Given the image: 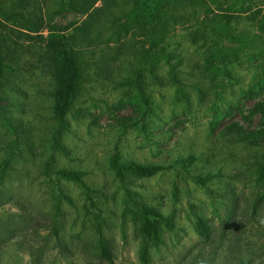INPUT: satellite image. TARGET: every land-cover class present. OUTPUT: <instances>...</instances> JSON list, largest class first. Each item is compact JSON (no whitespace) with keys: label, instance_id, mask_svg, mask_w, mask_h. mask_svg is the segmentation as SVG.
Listing matches in <instances>:
<instances>
[{"label":"rangeland","instance_id":"rangeland-1","mask_svg":"<svg viewBox=\"0 0 264 264\" xmlns=\"http://www.w3.org/2000/svg\"><path fill=\"white\" fill-rule=\"evenodd\" d=\"M139 1L0 0V264H264V0ZM50 39L82 71L63 126Z\"/></svg>","mask_w":264,"mask_h":264},{"label":"trees","instance_id":"trees-1","mask_svg":"<svg viewBox=\"0 0 264 264\" xmlns=\"http://www.w3.org/2000/svg\"><path fill=\"white\" fill-rule=\"evenodd\" d=\"M140 6L135 10L134 18H137L141 14H146L147 18L151 21L155 19L156 10H161L164 7L165 0H140ZM239 10H241L239 8ZM50 46L60 54L59 59V74H58V88L55 92L54 103L52 106V113L55 121L63 126L64 119L69 113L74 99L77 95L80 85L82 71L77 59L73 55V51L69 48L73 45L70 39H63L61 41L49 40ZM158 45V42L156 43ZM61 128V127H60ZM111 166L114 168L118 175H122L123 171L132 172L136 174L151 175L157 170L164 168V166L158 165H135L129 163L116 162L115 157L111 161ZM57 174L63 178H72L77 181H81V173L74 171H59ZM198 184L205 185L206 179H198ZM143 222L141 225V231L146 238H152L153 240H159V225L164 221L163 215L150 206H142L141 208ZM197 228L201 232L206 229L205 222L202 219L197 220ZM146 245L142 248V259L146 260ZM102 255L107 258L109 262H112V256L103 251Z\"/></svg>","mask_w":264,"mask_h":264}]
</instances>
